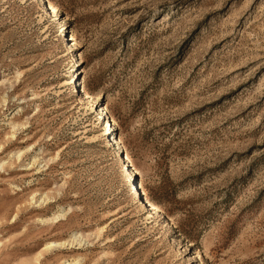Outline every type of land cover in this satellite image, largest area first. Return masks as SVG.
I'll return each instance as SVG.
<instances>
[{"label":"rangeland","instance_id":"1","mask_svg":"<svg viewBox=\"0 0 264 264\" xmlns=\"http://www.w3.org/2000/svg\"><path fill=\"white\" fill-rule=\"evenodd\" d=\"M0 163V264H264V0H0Z\"/></svg>","mask_w":264,"mask_h":264},{"label":"bare ground","instance_id":"2","mask_svg":"<svg viewBox=\"0 0 264 264\" xmlns=\"http://www.w3.org/2000/svg\"><path fill=\"white\" fill-rule=\"evenodd\" d=\"M50 11L51 12H54L55 11V9H54V7L53 6H51L50 5ZM71 40H73V37H72V39ZM76 81L75 80H71V81H68V85H72L73 83H75ZM76 84V83H75ZM90 97V96H89ZM105 114L103 117H102V114ZM98 117L99 118H106V120H105V125H104V127L102 128V132L104 133V134H108V132L112 129V123L110 122V120L107 118V116H106V112L104 111V109L102 108L101 109V111H99L98 112ZM111 142H110V146H115V145H118V146H120V141L118 140V138H116V137H113L111 140H110ZM121 147V146H120ZM119 147V150H118V154H120L121 155V157L123 158L122 159V162H123V166H122V169H124L125 171H124V176H133V174L135 173V170H134V168L132 167V161H131V159H130V157L127 155V154H125L124 153V151H123V149H121ZM2 166H3V163H0V168H2ZM138 188V185L136 184V182L134 181L133 182V186H132V188L131 189H137ZM148 205H150L151 207H153L154 209H157L155 206H153L152 204H149L148 203ZM74 240H78V242H79V240L80 239H78V237H74L73 238V241ZM48 246H47V248H49V247H51L52 245H59V243H54V242H51V243H49V244H47ZM60 245H61V243H60ZM63 264H70L69 262L67 263V262H63Z\"/></svg>","mask_w":264,"mask_h":264},{"label":"built area","instance_id":"3","mask_svg":"<svg viewBox=\"0 0 264 264\" xmlns=\"http://www.w3.org/2000/svg\"><path fill=\"white\" fill-rule=\"evenodd\" d=\"M66 39H67V41L72 42V40H71L72 39V35L68 36Z\"/></svg>","mask_w":264,"mask_h":264}]
</instances>
